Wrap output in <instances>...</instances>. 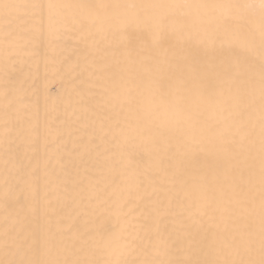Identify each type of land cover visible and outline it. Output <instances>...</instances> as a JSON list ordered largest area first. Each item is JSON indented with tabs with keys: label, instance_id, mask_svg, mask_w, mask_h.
Here are the masks:
<instances>
[{
	"label": "snow or ice",
	"instance_id": "obj_1",
	"mask_svg": "<svg viewBox=\"0 0 264 264\" xmlns=\"http://www.w3.org/2000/svg\"><path fill=\"white\" fill-rule=\"evenodd\" d=\"M0 264H264V0H0Z\"/></svg>",
	"mask_w": 264,
	"mask_h": 264
},
{
	"label": "bare ground",
	"instance_id": "obj_2",
	"mask_svg": "<svg viewBox=\"0 0 264 264\" xmlns=\"http://www.w3.org/2000/svg\"><path fill=\"white\" fill-rule=\"evenodd\" d=\"M47 88L51 95L55 96L62 91L61 81L56 78H51L47 82Z\"/></svg>",
	"mask_w": 264,
	"mask_h": 264
}]
</instances>
